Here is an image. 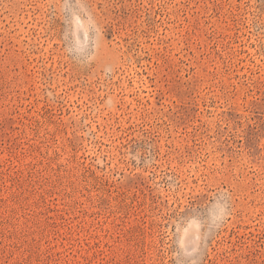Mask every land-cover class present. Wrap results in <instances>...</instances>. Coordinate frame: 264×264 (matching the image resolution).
Segmentation results:
<instances>
[{
  "label": "rangeland",
  "instance_id": "obj_1",
  "mask_svg": "<svg viewBox=\"0 0 264 264\" xmlns=\"http://www.w3.org/2000/svg\"><path fill=\"white\" fill-rule=\"evenodd\" d=\"M0 264H264V0H0Z\"/></svg>",
  "mask_w": 264,
  "mask_h": 264
}]
</instances>
